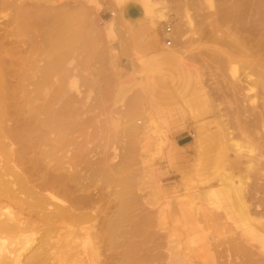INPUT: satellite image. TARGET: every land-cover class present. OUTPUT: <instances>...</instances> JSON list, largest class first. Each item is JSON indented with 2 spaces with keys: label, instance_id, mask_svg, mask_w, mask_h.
<instances>
[{
  "label": "rangeland",
  "instance_id": "rangeland-1",
  "mask_svg": "<svg viewBox=\"0 0 264 264\" xmlns=\"http://www.w3.org/2000/svg\"><path fill=\"white\" fill-rule=\"evenodd\" d=\"M41 1L16 0L36 61L61 58L46 113L59 173L77 174L71 190L107 213L129 204L113 264L123 252L137 264H264V0H47L61 12L59 47ZM4 9L2 27L15 16ZM257 143L254 168L238 164ZM218 181L247 189L255 219L237 217V201L211 212L196 199Z\"/></svg>",
  "mask_w": 264,
  "mask_h": 264
},
{
  "label": "bare ground",
  "instance_id": "bare-ground-1",
  "mask_svg": "<svg viewBox=\"0 0 264 264\" xmlns=\"http://www.w3.org/2000/svg\"><path fill=\"white\" fill-rule=\"evenodd\" d=\"M41 2L43 5L36 10L40 12L38 16L49 25L52 45L59 47L61 32L55 20L61 12L50 1ZM7 6L13 7L15 16L5 21V27L0 23V264H113L117 238L125 232L122 229L129 215L128 201L122 199L113 213H107L105 209L113 210L112 206H98L93 196L76 195L71 190L70 183L78 182L77 174L67 178L66 173H59L64 166L62 160L54 157V147L49 143L48 121L51 120L46 113L50 105L47 97L50 76L61 67L62 64H57L61 58L58 55L55 63L40 65L35 57L37 51L34 53L35 49L23 39L25 28L30 26L31 12H26L16 0H0V19L8 15L4 12ZM160 20L165 22L167 17L162 15ZM150 22L156 25L154 20ZM80 39L78 35L75 38ZM32 40L35 43L36 39ZM258 144L261 143L252 148L240 147L236 151L237 163L254 168L251 153L258 150ZM261 150H264V141ZM218 182L211 188L199 190L196 199L210 211V207L222 202L234 204L237 201V217L250 222L255 219L250 218L251 212L247 211V189L240 183L237 186V182L235 185ZM219 213H212L217 223L225 214L223 212L221 217ZM104 252H109L105 254L106 261L100 259ZM140 257L143 261V255ZM132 261L128 253H120V263L137 264Z\"/></svg>",
  "mask_w": 264,
  "mask_h": 264
},
{
  "label": "crops",
  "instance_id": "crops-1",
  "mask_svg": "<svg viewBox=\"0 0 264 264\" xmlns=\"http://www.w3.org/2000/svg\"><path fill=\"white\" fill-rule=\"evenodd\" d=\"M127 18L131 21V22H137L140 18L139 16V12L136 8H130L129 11H127ZM165 46L168 47L165 43Z\"/></svg>",
  "mask_w": 264,
  "mask_h": 264
},
{
  "label": "built area",
  "instance_id": "built-area-1",
  "mask_svg": "<svg viewBox=\"0 0 264 264\" xmlns=\"http://www.w3.org/2000/svg\"><path fill=\"white\" fill-rule=\"evenodd\" d=\"M171 34H172V27L171 26H167L165 28V35H167L166 39H165V43L168 47H171L173 45V41L171 38Z\"/></svg>",
  "mask_w": 264,
  "mask_h": 264
}]
</instances>
